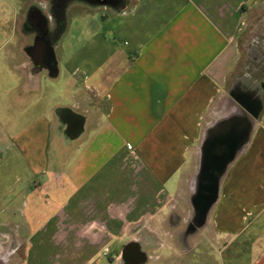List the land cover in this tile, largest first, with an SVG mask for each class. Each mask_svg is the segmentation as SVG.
<instances>
[{"label": "crops", "instance_id": "1", "mask_svg": "<svg viewBox=\"0 0 264 264\" xmlns=\"http://www.w3.org/2000/svg\"><path fill=\"white\" fill-rule=\"evenodd\" d=\"M72 2L82 9L78 20L93 21L78 33L84 42L75 50L58 47L68 26L39 48L22 12L20 40L3 56L14 58L18 74L14 124L37 130L44 113L38 114L37 100L32 106L29 92L44 85L49 130L65 149L78 141L73 154L62 150L63 170L46 179L52 197L47 216L38 223L30 209V220L14 226L16 243L31 244L25 264H36L32 249L40 244L47 245L51 264H95L101 246L121 238L150 211L164 208L171 197L192 196L205 146L211 149L231 131L245 133L247 114H259V123L220 176L206 220L190 236V251L204 241L211 260L216 254L226 255L227 264H264V173L248 167L257 157L244 161L251 150L264 153L262 86L245 74L237 89L229 85L240 38L251 34L247 12L264 0ZM7 45L0 30V53ZM63 69L66 76L55 85ZM42 72L51 81L42 84ZM54 87L71 103H58ZM104 254L117 264V254L106 248Z\"/></svg>", "mask_w": 264, "mask_h": 264}, {"label": "rangeland", "instance_id": "2", "mask_svg": "<svg viewBox=\"0 0 264 264\" xmlns=\"http://www.w3.org/2000/svg\"><path fill=\"white\" fill-rule=\"evenodd\" d=\"M72 1L76 0H10L7 2L0 0V8L4 10L0 12V30H4L8 40L5 51L0 53V264L26 263L27 248L31 244L29 239L24 238L22 246L16 243L14 226L22 224L24 219L30 220V209L32 213L34 212L35 221L38 223L47 216L46 209L52 197L47 192L49 183L46 179L50 178L54 172L63 170L62 150L65 149L63 139L59 138L55 131L49 130L47 126L49 117L47 118L45 111H42L46 109L48 111L50 107L49 92L46 93L44 85L42 91L29 92L32 106L34 107L33 102L37 100L35 108L38 114L44 113L37 130L21 131L17 124H14L13 98L18 91V74L12 69L14 58L3 59V56L20 40L19 18L22 12L26 13L25 17L28 18L27 22L30 26L32 24L37 28L51 29L50 33L54 41L68 26V30L60 38L58 47H64L65 51L75 50L84 42L82 41L84 37L78 33L83 28H92L93 21L78 20L81 18L78 13L82 9L80 10ZM84 7L89 8L88 5ZM247 19L251 24V34L240 38V60L229 78V85L237 89L238 77L243 74L246 75V79L250 77L260 82L262 93L259 98L261 102L258 105L262 110L264 109V3L251 8L247 12ZM60 49L57 55L62 61L63 55ZM65 76L63 69L57 80H53L54 84H60ZM46 77L45 72L38 76L39 79L42 78V84L51 81ZM52 95L56 96L55 100L60 104L71 103V99L57 94L56 87ZM245 123L247 128L254 129L259 123V114L253 117L247 114ZM51 136L53 139L49 141ZM102 137L101 141L105 139L103 135ZM73 143V148L65 149L67 154L75 152L78 141ZM253 157H257V162L248 164V167L256 168L257 172L264 173V153L257 156L256 152L251 150L245 155L244 161ZM166 203L164 208L156 212L150 211L148 218L139 222V225L135 224L133 228L124 231L121 238L114 237L101 246L95 264H110L104 254L105 248L110 250L114 257L117 254L118 258L115 262L117 264L228 263L226 255L215 254L214 258L212 256L214 260L207 258L205 253L209 251L204 241L197 251H190V236H195L196 230L202 227H191L194 218L191 196L171 197ZM24 204L28 205L25 211H23ZM200 237H202L201 233L197 235L199 242ZM194 239L192 241H196L195 237ZM129 244L134 245L136 254L131 263H126L122 259L121 246ZM32 251L37 253L34 261L36 264H51L52 257L48 256L47 245L34 246ZM62 264H71V262L63 260Z\"/></svg>", "mask_w": 264, "mask_h": 264}, {"label": "water", "instance_id": "3", "mask_svg": "<svg viewBox=\"0 0 264 264\" xmlns=\"http://www.w3.org/2000/svg\"><path fill=\"white\" fill-rule=\"evenodd\" d=\"M39 56L41 55L39 51ZM250 129L246 126L245 133L238 136L231 131L221 139H215L212 144L208 141L203 151L204 158L200 166L197 177L196 188L191 196L194 209L193 227L201 226L205 221V216L210 205L214 202L217 195L218 180L224 172L228 162L240 150L241 146L247 141ZM216 138V137H214Z\"/></svg>", "mask_w": 264, "mask_h": 264}, {"label": "flooded vegetation", "instance_id": "4", "mask_svg": "<svg viewBox=\"0 0 264 264\" xmlns=\"http://www.w3.org/2000/svg\"><path fill=\"white\" fill-rule=\"evenodd\" d=\"M32 30L35 32L36 36L38 37V42H39V48L41 47V43L45 42V41H54V38L52 36V33H50V31H52L51 29H47V28H37L32 26ZM191 225V224H189ZM189 227V226H188ZM191 227H193V225H191ZM121 249L123 250L122 252V259L126 262V263H131V260H133L134 256H135V250L136 248L134 247L133 244H129V245H122Z\"/></svg>", "mask_w": 264, "mask_h": 264}]
</instances>
